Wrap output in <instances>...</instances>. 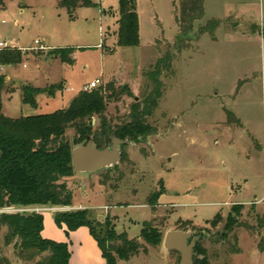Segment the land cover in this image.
Listing matches in <instances>:
<instances>
[{
  "label": "rangeland",
  "instance_id": "obj_1",
  "mask_svg": "<svg viewBox=\"0 0 264 264\" xmlns=\"http://www.w3.org/2000/svg\"><path fill=\"white\" fill-rule=\"evenodd\" d=\"M3 1L0 42L12 41L23 53L20 64L0 66L6 68L0 75L11 78L7 90L13 93L2 101L8 118L67 109L84 86L99 80L106 117L120 124L133 103L157 88L149 75L156 63L173 58L157 77L161 95L145 119L150 132L122 147L115 168L62 180L71 204L43 207L56 211L42 213V238L66 244L70 264H106L86 226L72 231L54 222L57 213L86 210L98 232L107 221L142 246L115 264H179L180 255L163 248L165 233L177 230L197 238L208 264H264V0H204L195 37L180 52L179 0H133L140 44L123 48L116 43V0H92L73 15L59 0ZM210 20L217 27L207 26ZM34 41L45 49H34ZM65 48L74 50L68 56L73 66L54 54ZM26 86L43 90L36 108L22 104ZM53 89L55 96L48 92ZM98 122L94 116L89 125ZM74 136L67 129L73 149L83 145ZM230 214L236 226L226 231ZM144 222L160 233L158 246L139 238ZM6 233L0 227V264H35L16 257L4 243Z\"/></svg>",
  "mask_w": 264,
  "mask_h": 264
},
{
  "label": "trees",
  "instance_id": "obj_2",
  "mask_svg": "<svg viewBox=\"0 0 264 264\" xmlns=\"http://www.w3.org/2000/svg\"><path fill=\"white\" fill-rule=\"evenodd\" d=\"M116 1L119 16L116 43L122 48L138 47L139 26L134 1ZM203 4L204 0H179V12L175 18L179 27L175 39L176 51L180 52L186 48L189 41L195 37L193 32L195 23L204 17ZM3 5L4 1L0 0V6ZM92 5V0L58 2V6L70 15H73L77 8H89ZM207 24L212 28L218 25L214 20ZM208 30L207 27L202 29L201 34ZM73 53L74 50L71 48L58 49L54 52L62 63L69 66H73L75 62L68 57ZM22 55L19 49L0 50V66L18 65L21 63ZM172 60L173 58L168 55L156 63L154 72L149 75L157 88L141 104L133 103L128 120L120 124H113L107 119V103L99 88L91 92L79 91L67 109L55 113L8 118L2 112V101L4 94L12 91L8 92L9 83L0 75V209L69 207L72 193L62 181L72 177L74 173L71 159L73 147L65 139L67 129H74L76 145H85L87 138L98 149L109 148L113 138L139 143L151 130L145 119L151 115L161 95L158 90V74L161 69L168 70ZM54 91L53 89L48 92L55 96ZM42 92L40 89L22 87V104L36 108V98ZM94 116L99 119L96 128L89 125ZM120 158L123 159L122 152ZM217 219L218 214L211 220V224ZM227 220L225 230L230 231L236 226L237 220L232 214ZM54 222L60 227L64 224L72 231L86 226L106 264H115L117 260L127 262L142 249L138 241L127 239L125 233L117 234L107 221L104 222V228L98 232L97 226L87 218L86 210L57 213L54 215ZM0 227L6 228L4 243L6 246L13 245L14 253L19 260L25 263L36 261L35 264H70V251L66 244L42 238L44 226L41 213L0 214ZM139 238L153 247L158 246L162 240L160 233L147 222H144ZM193 253L197 254L193 260L194 264H208L200 244L195 245Z\"/></svg>",
  "mask_w": 264,
  "mask_h": 264
},
{
  "label": "water",
  "instance_id": "obj_3",
  "mask_svg": "<svg viewBox=\"0 0 264 264\" xmlns=\"http://www.w3.org/2000/svg\"><path fill=\"white\" fill-rule=\"evenodd\" d=\"M85 145L75 147L71 153L72 167L75 174L94 173L101 169L110 170L118 165L121 156V148L131 145L127 139L121 141L117 138L111 140L109 148L98 149L92 145L89 138ZM163 248L167 251L175 252L180 255L179 264H194L193 250L196 243V237H192L186 231H170L163 237Z\"/></svg>",
  "mask_w": 264,
  "mask_h": 264
},
{
  "label": "built area",
  "instance_id": "obj_4",
  "mask_svg": "<svg viewBox=\"0 0 264 264\" xmlns=\"http://www.w3.org/2000/svg\"><path fill=\"white\" fill-rule=\"evenodd\" d=\"M35 45H39L38 48L34 49H45L44 45H40L38 41H34ZM4 49H17L12 41H9L8 43L5 42H0V50ZM34 49H29V50H34ZM28 50V49H27ZM22 51V50H21ZM101 82L99 80H94L91 81V83L87 86H84L80 91L81 92H91L93 89H97L100 86ZM46 211H56L55 209L51 208H43V207H29V208H18V207H13V208H3L0 209V214H13V213H21V214H29V213H44Z\"/></svg>",
  "mask_w": 264,
  "mask_h": 264
},
{
  "label": "crops",
  "instance_id": "obj_5",
  "mask_svg": "<svg viewBox=\"0 0 264 264\" xmlns=\"http://www.w3.org/2000/svg\"><path fill=\"white\" fill-rule=\"evenodd\" d=\"M5 70H6V68L0 67V74H1V73H5ZM5 79H6V81H7L8 83H9V81L11 80L10 76H9V77L6 76ZM2 109H3V105H2ZM46 212H50V211H46ZM46 212H44V213H46ZM51 213H52V212H51ZM70 263H71V262H70Z\"/></svg>",
  "mask_w": 264,
  "mask_h": 264
}]
</instances>
